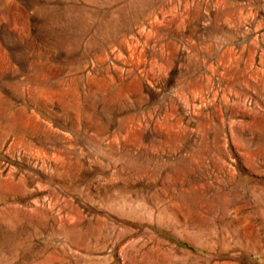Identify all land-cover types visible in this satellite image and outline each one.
Here are the masks:
<instances>
[{"label": "rangeland", "instance_id": "obj_1", "mask_svg": "<svg viewBox=\"0 0 264 264\" xmlns=\"http://www.w3.org/2000/svg\"><path fill=\"white\" fill-rule=\"evenodd\" d=\"M0 264H264V0H0Z\"/></svg>", "mask_w": 264, "mask_h": 264}]
</instances>
